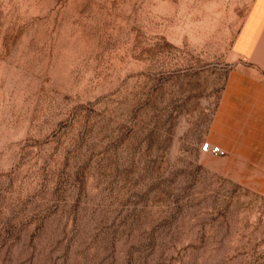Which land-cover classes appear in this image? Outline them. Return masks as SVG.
Listing matches in <instances>:
<instances>
[{
	"label": "rangeland",
	"instance_id": "rangeland-1",
	"mask_svg": "<svg viewBox=\"0 0 264 264\" xmlns=\"http://www.w3.org/2000/svg\"><path fill=\"white\" fill-rule=\"evenodd\" d=\"M0 264H264V0H0Z\"/></svg>",
	"mask_w": 264,
	"mask_h": 264
},
{
	"label": "crops",
	"instance_id": "crops-1",
	"mask_svg": "<svg viewBox=\"0 0 264 264\" xmlns=\"http://www.w3.org/2000/svg\"><path fill=\"white\" fill-rule=\"evenodd\" d=\"M218 136L215 138L216 142L219 143L223 149L227 150L231 156H237L244 162L254 161L248 153L249 144L238 145V142L233 140L232 135L228 136V138L222 135Z\"/></svg>",
	"mask_w": 264,
	"mask_h": 264
},
{
	"label": "built area",
	"instance_id": "built-area-1",
	"mask_svg": "<svg viewBox=\"0 0 264 264\" xmlns=\"http://www.w3.org/2000/svg\"><path fill=\"white\" fill-rule=\"evenodd\" d=\"M199 150L201 153H210L213 156H223L226 153L221 147L211 145L208 142L201 143Z\"/></svg>",
	"mask_w": 264,
	"mask_h": 264
}]
</instances>
